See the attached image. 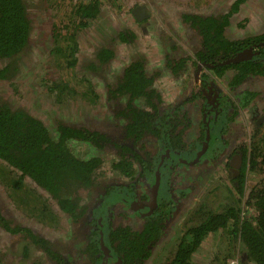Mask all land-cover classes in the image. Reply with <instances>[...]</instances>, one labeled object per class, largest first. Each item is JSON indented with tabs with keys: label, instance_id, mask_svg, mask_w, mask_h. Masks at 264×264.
Wrapping results in <instances>:
<instances>
[{
	"label": "flooded vegetation",
	"instance_id": "obj_1",
	"mask_svg": "<svg viewBox=\"0 0 264 264\" xmlns=\"http://www.w3.org/2000/svg\"><path fill=\"white\" fill-rule=\"evenodd\" d=\"M106 1L98 0L97 5H95L94 16L86 20L87 25L78 30L74 39L69 43V47L71 48L69 60L74 61L73 64L67 66L66 63V69L62 77H58V74L54 72V68L49 67L47 69L49 72L46 71L45 78L39 84V87L48 98L52 99L54 104L52 105L53 112L50 113V121H44L39 117H35L40 119L51 132L56 133L59 126L68 128L71 133L68 141L72 146L73 154L76 156L81 159L94 157L102 160L100 168L96 172L95 180L99 183L96 184V188L93 186L90 189H80L78 194L74 195V197H77L76 201L78 204L87 206L88 215L84 216L87 219L84 218L85 222L88 223L92 220L93 224L96 225L97 223L101 226L102 223H99L101 216L94 219V217H90L91 211L93 208L96 210L99 207L100 210L101 208L102 211L105 210V205L109 203V200L114 195L113 185L115 187H118V185L132 186L134 184L140 186L143 182L142 185H145L149 198L144 202L142 201V205L148 204L152 207L154 187L151 188L150 183L145 179L143 169L147 165L143 164L137 155V145L139 146V143L136 146L133 145V136L128 135L127 131L124 130L127 118H117L114 111L117 106L122 107L127 104L137 105L142 109L144 107L147 108L148 101L142 98L140 101L137 99L130 102L126 96L115 95L112 91V88L122 78L123 68L133 60H141V72L148 79L146 90L149 91L154 102H157V99L160 97L161 101L157 105V114L161 115L164 122L168 124L170 136H174L175 142L172 143L175 149L179 150L180 153H189L193 150L192 154L190 153L189 159L185 157L182 164L176 163L173 167L174 169L168 174V202H170V199H174L176 203L169 210V217L162 222L164 232L156 241V248L153 251L149 249V256L144 258L141 263L168 264L173 257L171 249H175L179 235L187 225L192 224L191 221V223L183 225L182 219L183 221L185 220L187 212L192 214L198 208H193V202L188 200V197L192 195L191 197L196 198L195 194L199 190L198 188L207 181H210L208 184L210 188L214 190L218 189L217 194L220 191H223L224 194H227L229 190L233 192V188L236 185L233 178L240 174V170L244 166L241 147L251 144L254 140L253 134L257 128H264V111L259 113L257 106V101L264 98V93L262 94L260 90L254 89L251 85L254 81H264V79H242L238 76L236 69H228L226 72L214 69L213 66L217 62L221 65L227 64L225 62L228 60L234 63L235 61L231 59L249 48H251V53L247 54L244 58H251L257 54V51L254 49L255 46L246 47L237 51L231 57L223 58L203 46L204 39L200 33L202 26L194 25L192 21L186 19V15H212L219 17L228 13V23L230 25V19L237 12L238 7L244 0H234L225 12L206 14L199 13L194 6H189V4L195 3L197 0H177L186 4L188 8H178L180 19L175 23L172 20H168L165 14H161L162 20H159V22H161L162 26L157 27L159 46L155 47L157 49L155 52L159 55V59L162 62L154 66L150 65L147 56L152 52L150 50L152 44L147 47H141L143 51L137 50V48L131 49L130 55L126 60H124L125 57L121 61H117L116 59L117 47L114 44L115 41L126 45L124 50L128 53L127 46L131 47L132 40L136 39V33L140 32L143 35L146 33L145 25L149 24L147 20L149 17V7L145 2L144 4L136 3L127 9L130 19L126 15V23L121 22L124 27L120 32H117L115 40L112 38L107 39L106 36L104 39L98 40L99 44L95 43L92 50L89 51L90 55L81 58L83 65L80 71H82L83 75H76L74 69L79 60L77 57L78 34L88 24L95 22L96 19L105 14L103 4ZM233 6H235L234 9ZM231 8L233 9L232 12H230ZM216 24L218 26V22ZM229 25L224 29L229 38H243L254 33L233 37L227 32ZM54 48L50 52L52 53L53 63L55 62V58H62L67 61V59L58 57L53 53ZM152 49L154 52V47ZM101 50H104V52H101ZM18 61L16 63L17 68ZM17 70L7 78L2 79H9ZM88 73L89 76L87 75ZM166 75L169 76L171 88H168L164 81ZM75 76L84 77L88 81V83H85L89 88L87 97L81 94L85 85H74ZM233 78L234 82L237 83L231 82ZM97 82L100 83L98 86ZM223 85H225L224 88H222ZM72 96H79L78 99H82L79 101L85 110H82L76 118L66 117L61 114L59 116L57 111L61 108L60 104L65 102V100H67L68 104ZM3 100L6 99H0V104L5 103L12 108L25 109L21 106L16 107V105L9 104ZM223 108L226 109L228 116L232 112L233 116H231L224 129H221L217 135L213 134L208 138V130L213 131L219 112ZM27 111L32 114L29 110ZM241 111L246 112L245 118L241 114ZM243 118L250 121L245 123L246 130L242 129L239 123ZM179 125L184 129L182 133L176 131ZM178 139L179 142H176ZM150 140L152 139L145 138L143 140L148 145V148H151L150 146L154 143V141L150 142ZM126 147L133 149L135 153L128 151L127 157H125L124 151ZM108 155L111 161L110 168L119 173V177L111 181H106V179L97 180L99 175L105 173L104 166ZM121 158L132 161L131 167L134 169L132 177L113 167V163ZM4 165L3 161L0 160V184L9 190V198L18 208L22 207L21 209H25L30 216H34L40 220L38 221V224L41 226L39 228L44 229V226H52L58 220L50 199L57 205L62 215L68 217L69 222L68 226L65 225L62 228L65 233L64 235L52 238L39 228L34 229L32 226L22 224L16 216H5L0 210V213L6 219L5 222L0 223V232L10 237V247H18L23 250V256L31 259V264H117L114 249H111L109 245L101 244V249H96L90 245L91 235L96 226L74 222L61 209L57 199L46 189L36 185L28 177H24L19 182V172L13 168L5 169L2 167ZM187 170V175H184V172ZM177 174H181L185 178L186 184L181 187L191 188V191L185 197H180L176 194V187L179 186L176 180ZM12 181L15 184L18 183V188ZM188 181L193 184H187ZM35 186L43 191L45 190L50 196L49 200L42 198V195L36 191ZM142 187L144 188V186ZM136 188V192H138L140 187ZM27 190L30 193L33 192L34 196H23ZM99 193L100 195L107 193L111 196L105 199L98 196ZM140 202L141 200H139ZM214 206L216 205L210 206L207 204L206 207L213 209ZM121 212V205L119 203H115L112 207L109 205L108 221L111 222L112 226L119 224L121 227L130 226L132 229L135 227L138 229L142 228V221L135 226L133 224L134 221L131 218H127L124 214L121 215ZM27 230L29 233H27ZM40 239H46V241L48 240L51 243L48 253L46 252L48 247L44 250L37 245ZM31 251L35 253L32 258H30ZM0 258L3 259L2 257ZM5 261L11 264L6 259Z\"/></svg>",
	"mask_w": 264,
	"mask_h": 264
},
{
	"label": "trees",
	"instance_id": "obj_2",
	"mask_svg": "<svg viewBox=\"0 0 264 264\" xmlns=\"http://www.w3.org/2000/svg\"><path fill=\"white\" fill-rule=\"evenodd\" d=\"M45 2L52 21L55 41L53 53L67 59V66H71L74 61L69 60L71 55L69 43L74 39L76 32L87 25L86 20L94 16L98 0H45ZM233 9L231 8L230 12ZM228 16V13L219 17L186 15V19L192 21L194 25L202 26L200 33L204 39L203 46L223 58L231 57L246 47L255 46L257 54L251 58L234 63L225 62L227 63L225 65L217 62L213 66L214 69L225 72L228 69H236L242 79H264V30L243 38H229L226 30L224 31L229 25ZM30 31L31 21L25 1L0 0V61L4 62L0 68V78H7L17 70L16 63L28 47ZM141 68V60L131 61L123 68L122 78L112 91L115 95L126 96L130 102L137 99L140 101L142 98L148 101L147 108L127 104L117 106L114 111L117 118H127L124 130L133 136V145L139 143L137 155L142 163L147 165L143 169L145 179L151 188L154 187L153 208L148 204L142 205V201L149 198L143 182H140V186L113 185L114 195L105 205V210L102 211L99 207L91 211L90 217L97 219L101 216L99 218V223L103 224L101 226L93 224L92 220L85 222L84 216L88 215L87 206L78 204L74 195H77L80 189H90L93 186L96 188V184H99L95 180L96 172L102 160L94 157L81 159L73 154L68 141L71 133L65 126H59L56 133L51 132L40 119L27 110L12 108L5 103L0 104V160L5 164L2 167L17 170L20 174L19 182L28 177L39 187L46 189L74 222L96 226L91 235L90 245L96 249H101V244L109 245L114 249L117 264H141L142 260L149 256V249L153 251L156 248V241L164 232L162 222L169 217V210L176 203L174 199L168 202V174L176 163L182 164L185 157L189 159L193 151L180 153L175 149L172 143L175 142L174 136H170L168 124L157 114L160 97L157 102L153 101V97L146 90L148 79L142 74ZM231 82L237 83L234 82V78ZM74 83L85 85L81 94L87 97L89 88L85 84L88 83L86 78L75 76ZM229 116L223 108L219 112L213 131L208 130V138L213 134L217 135L227 126L233 112ZM183 130L180 125L176 129L178 133H182ZM145 138L152 139L150 142L154 141L151 148L143 142ZM253 138L251 144L241 147L244 166L240 174L233 178L236 182L233 192L229 190L226 194L232 199V203L222 205L219 211L211 210L200 221L187 225L179 235L175 249H171L173 257L168 264H198L193 259L194 253L201 248L200 245L208 235L219 231L228 240L227 247H237L240 251L237 253L234 248L237 256L231 259V262L226 260L228 256L224 254L215 256L214 264H250L251 261L255 264H264V128H257ZM176 142H179V139ZM128 151L134 152L133 149L126 147L125 157ZM131 166L132 161L126 158L113 163L114 168L125 172L129 177L134 174ZM247 171L253 172L255 179L258 180L251 188H247L248 179L245 175ZM12 182L18 188V183ZM177 184L178 196L185 197L191 191L190 187H181L186 184L181 174L177 178ZM136 187H140L138 192ZM28 195L34 196L33 192L27 190L23 196ZM98 196L108 199L111 195L99 193ZM241 201H246L245 207ZM115 203L125 207L128 212L132 210L134 215L124 211L121 215L131 218L135 226L142 221V228L132 229L130 226L121 227L119 224L112 226L108 221V212L109 205L112 207ZM5 220L0 213V223ZM50 244L48 240L40 239L37 245L44 250L48 247L46 250L48 253ZM234 250L231 253L232 257ZM0 264L9 263L0 258Z\"/></svg>",
	"mask_w": 264,
	"mask_h": 264
},
{
	"label": "rangeland",
	"instance_id": "obj_3",
	"mask_svg": "<svg viewBox=\"0 0 264 264\" xmlns=\"http://www.w3.org/2000/svg\"><path fill=\"white\" fill-rule=\"evenodd\" d=\"M24 1L31 21L30 42L25 53L20 56L16 73L7 80L0 78V99H6L3 101L8 102L9 104L12 103L16 105V107H24L34 116L39 117L44 121H50V113L53 112L52 105L54 104L52 99L45 95L44 91L39 87V84L42 83V80L45 78L46 71L49 72L47 70L49 67H53L55 74H58V77H62V74L66 69V60L55 58V62L53 63L52 53H50L54 48L52 21L50 14L46 9L45 0ZM233 1L234 0H197V2L189 4V6L196 7L195 9L203 14L225 12ZM144 2L149 7V17L147 19L149 24L145 25L146 33H144V35L140 32L136 33V39H134L135 41L132 40L131 47L127 46L128 53L124 50L126 45L115 41L114 44L117 47L116 59L117 61H121L125 57L124 60H126L130 55L131 49L137 48V50H142L141 47H147L152 44L154 52L151 47L150 50L152 52L147 55L150 65H158L159 62H162L159 59V55L155 52V50H157L155 47L159 46L157 27L162 26L161 22H159V20H162L161 14H165L168 20H172L173 23H175L180 19L178 8H188V6L177 0H107L103 4L105 14L96 19L95 22L88 24V26L78 34L77 57L79 60L74 69L76 75H83L82 71H80L81 66L83 65L81 58L88 57L90 55L89 51L92 50L95 43L99 44L97 41L104 39L105 36L107 39L112 38L115 40L117 32H120L124 27L121 22L126 23L127 17L129 18L127 9L136 3L144 4ZM263 30L264 0H244V2L238 7L237 12H235L230 19V25L227 32L233 37H240L253 32H263ZM146 43H148V45H146ZM3 65L4 62L0 61V67ZM87 75L89 76V73ZM164 81L168 88H171L169 76L166 75ZM98 84L100 83L97 82V86ZM251 85L254 89L260 90L262 94L264 93L263 80L254 81ZM224 87L225 85L222 86V88ZM78 98L79 96H72L70 98V102L72 103H69L72 104L71 106H69V103L67 104V100L60 104L61 108L57 111L58 115L60 116L61 114L66 117L70 116L76 118L82 110H85L84 106L79 101L82 99ZM257 106L259 113L264 111V98L257 101ZM241 114L245 118L246 112L241 111ZM244 118L239 123L242 126V129L246 130L245 123L250 121ZM110 163V156L108 155L104 166L105 173L99 175L97 180L106 179V181H111L119 177V173L110 168ZM187 173L188 170L184 172V175H187ZM178 176L179 175L177 174L176 178H178ZM246 177L248 179L247 188H251L258 181L255 179V174L253 172L247 171ZM190 181H188L187 184H193ZM209 183L210 181H207L206 183L201 184L200 188L197 187L199 190L195 194V196H197L196 198L191 197L192 195L188 197V200L193 202V208H198L192 214L187 212L185 220L183 221L182 219L183 225H187L188 223H191V221L192 224H194L204 218L209 211H215V209L219 211L222 209V205L232 203V199L229 198V195L224 194L223 191H220L217 194L216 192L218 189L214 190L213 188H210L208 186ZM196 185H198V183H196ZM35 188L36 191L42 195V198H47L49 200L50 196L45 190L43 191L36 186ZM9 195V190L0 184V210L2 213L7 217H12V215L16 216L22 224L30 227L32 226L34 229L41 227L38 224V221L40 220L34 216H30L25 209H21L22 207L18 208L16 204L11 201ZM50 201L49 202L51 203L58 220L56 223L54 222L52 226H44V229H39L54 238L65 234L62 228L65 225L68 226L69 222L68 217L63 216L57 205H55L51 199ZM207 204L210 206H216H214L213 209H208L206 207ZM241 204L245 207L246 201H241ZM121 210L124 211V213L126 212L127 214L134 215L132 210L128 212L125 207H121ZM222 235L223 234L220 231L208 235L200 245L201 248H198L194 253L193 259L198 264H214V257L221 254H224L226 257L228 256L226 259L228 262H231V259H235L237 256L235 250H237V253L240 250L237 247H227L228 240ZM10 241L11 239L9 236L0 232V257L4 260L6 259L11 264H31V259L23 256V250L18 247H10ZM231 248L233 250L235 248L233 257L231 256L233 251ZM164 249H166V247H164ZM34 254L35 253L31 251L30 258H32ZM238 263H240V261H238ZM250 264L255 263H252L251 261Z\"/></svg>",
	"mask_w": 264,
	"mask_h": 264
},
{
	"label": "water",
	"instance_id": "obj_4",
	"mask_svg": "<svg viewBox=\"0 0 264 264\" xmlns=\"http://www.w3.org/2000/svg\"><path fill=\"white\" fill-rule=\"evenodd\" d=\"M250 53H251V48L247 49L246 51H244L242 53H239L236 57L232 58L231 60L236 62V61H239V60H242V59H246L244 57L247 56V54H250ZM226 62H231V61L228 60Z\"/></svg>",
	"mask_w": 264,
	"mask_h": 264
}]
</instances>
